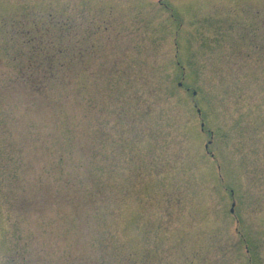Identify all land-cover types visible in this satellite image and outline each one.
Instances as JSON below:
<instances>
[{"label":"rangeland","instance_id":"374dc122","mask_svg":"<svg viewBox=\"0 0 264 264\" xmlns=\"http://www.w3.org/2000/svg\"><path fill=\"white\" fill-rule=\"evenodd\" d=\"M0 264H264V0H0Z\"/></svg>","mask_w":264,"mask_h":264}]
</instances>
